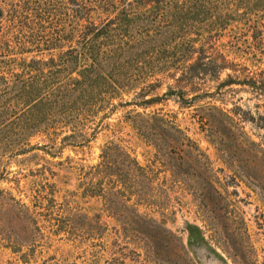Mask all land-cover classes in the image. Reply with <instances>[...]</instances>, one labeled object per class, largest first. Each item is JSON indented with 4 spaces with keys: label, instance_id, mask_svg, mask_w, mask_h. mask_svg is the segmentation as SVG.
Wrapping results in <instances>:
<instances>
[{
    "label": "rangeland",
    "instance_id": "rangeland-1",
    "mask_svg": "<svg viewBox=\"0 0 264 264\" xmlns=\"http://www.w3.org/2000/svg\"><path fill=\"white\" fill-rule=\"evenodd\" d=\"M244 2L217 38L212 57L226 60L218 73L185 83L172 66L149 73L94 108L74 137H63L69 127L0 135V264H264V0ZM13 3L0 0L10 41L0 55L57 58L77 38L16 48L18 39L67 38L71 24L65 0H54L59 8L45 14L19 9L8 28ZM135 112L172 116L178 139L191 142L158 154L127 118ZM111 142L148 170L143 200L110 194L114 184L89 174Z\"/></svg>",
    "mask_w": 264,
    "mask_h": 264
},
{
    "label": "trees",
    "instance_id": "trees-1",
    "mask_svg": "<svg viewBox=\"0 0 264 264\" xmlns=\"http://www.w3.org/2000/svg\"><path fill=\"white\" fill-rule=\"evenodd\" d=\"M251 1L256 5L263 0ZM244 3V0H65L63 15L71 24L67 38L18 39L15 44L19 49L28 44L50 47L71 41L75 35L77 38L57 58L15 62L6 58L8 54L0 55V135L21 136L40 129L56 134L58 129L69 127L70 133L63 137H74L81 120L88 118L94 108L106 104L149 73L172 66L179 73L175 81L181 83L218 73L226 60L221 53L222 62L212 57L217 38L231 29L233 21L237 22L235 9ZM31 5L39 7L36 11L39 15L59 8L54 0H15L5 14L10 18L8 28L22 17L19 9L29 13L23 9ZM93 15L103 19L97 23ZM3 16L0 7V19ZM251 30L255 35L260 31L255 26ZM4 42L10 41L0 34V47L7 52L6 47L10 46L4 48ZM182 94L183 89H178V96L191 102L192 98H184ZM152 100L145 99L143 103ZM127 118L134 129L155 139L162 156L165 148L178 150V144L184 147L191 142L185 136L178 139V133L184 134L168 114L135 112L128 113ZM204 121L202 124L209 127V118ZM190 160L200 161L199 157L188 156L185 162ZM89 174L114 184L110 194L129 192L140 201L147 197L144 191L149 182L148 170L117 143L103 148L100 162ZM109 205L115 209L118 204L111 200Z\"/></svg>",
    "mask_w": 264,
    "mask_h": 264
}]
</instances>
